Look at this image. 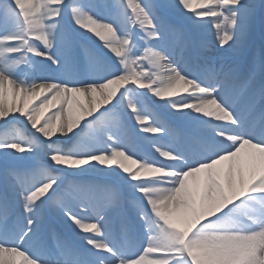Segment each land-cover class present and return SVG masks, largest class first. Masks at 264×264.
I'll return each mask as SVG.
<instances>
[{"label":"bare ground","instance_id":"obj_1","mask_svg":"<svg viewBox=\"0 0 264 264\" xmlns=\"http://www.w3.org/2000/svg\"><path fill=\"white\" fill-rule=\"evenodd\" d=\"M67 1L0 0V31L7 25L19 40L11 44L0 34V129L24 130V137L12 133L11 143L1 142L6 147L0 159L13 157L15 145H26L29 137L33 157L54 165L60 176L45 182L33 167L36 161L19 172L0 166V264H264V147L246 141L264 144V138L239 122L230 102L209 97L210 90L231 86L228 76L243 62L258 75L255 85L264 81V0H151L175 10L176 23L164 25L153 23L150 0H123L125 7L120 0H71L65 8ZM231 2L242 10H229ZM10 5L13 13L19 11L22 27L10 18ZM98 10L105 13L98 16ZM167 26L166 38L159 30ZM137 31L149 34L145 54L137 53V42L126 41ZM82 39L102 55H87L90 48L78 42ZM22 44L27 50L12 51ZM75 48L80 76L73 78ZM185 57L210 72L209 89H198L192 79L199 78L177 63ZM90 69L102 73L101 82ZM249 82L234 87L241 90ZM129 85L143 98L142 106ZM262 93L255 103L264 109ZM164 117L176 121L178 130ZM256 118L262 134L264 117L253 114ZM97 131L99 139H115L109 148L101 147ZM163 133L173 143L161 140ZM189 137L201 144L221 139L214 145L221 155L195 168L188 160L191 149L187 159L180 156ZM61 140L74 145L66 151L52 147ZM136 149L145 157L143 164L134 160ZM171 150L183 161L170 163L165 154ZM87 153L91 158L78 163ZM156 153L161 159H153ZM117 180L124 183L121 191L114 187ZM86 183L96 190L95 198L86 194L88 187L79 190ZM67 191H77V197L70 196L72 208L60 198ZM251 195L258 197L255 202ZM42 205L58 225L52 218L45 224ZM110 229L121 239L113 248L124 247L126 256L110 254L115 252Z\"/></svg>","mask_w":264,"mask_h":264},{"label":"rangeland","instance_id":"obj_2","mask_svg":"<svg viewBox=\"0 0 264 264\" xmlns=\"http://www.w3.org/2000/svg\"><path fill=\"white\" fill-rule=\"evenodd\" d=\"M7 1V0H6ZM70 1L71 0H69L67 3H66V5H68L69 3H70ZM103 1H107V0H103ZM146 2H148L149 0H145ZM151 1V0H150ZM149 4H152V8L149 10V12H150V14L151 15H153L152 16V21H153V23H157V24H169V23H176V22H174V20H175V17H176V12H175V10H173V8H172V5H170L168 2L167 3H160V4H153L152 3V1L151 2H148ZM228 5V9L229 10H237V9H240V10H242L241 8H239L240 7V4L239 5H235V4H233L232 2L230 3V4H227ZM65 8H67V7H65ZM8 9H9V11L8 12H10V14H12L13 13V11H15L14 9L15 8H13V6L12 5H10L9 7H8ZM16 11H18V10H16ZM18 13H19V11H18ZM101 13H105V11H103V10H98L97 12H96V14L99 16ZM14 17H16L19 21H20V24H21V27H22V20L19 18V16L17 15V13L16 12H14L13 13V15H11V17L10 18H12V19H14ZM66 19H68V18H66ZM103 28H105V29H107L108 31H112L113 32V29H112V27H110V26H108V25H105V26H103ZM168 28V29H167ZM149 29H150V27H148V33H149ZM157 29V28H156ZM23 31V30H22ZM165 33L166 35L167 34H170V28L167 26V27H165V29L163 28L162 29V31L161 30H159V33L161 34V33ZM1 33H4V35H2V39H4L5 38V41H8V42H10V41H16L17 40V38H15V36H13V35H11L10 34V27H8V26H3V28H1V31H0V34ZM147 33V34H148ZM175 33H176V31H175ZM147 34H143L142 35V33H140V32H138L137 33V35H136V37L134 38V39H132V40H134V41H136L135 43H136V50H137V53L138 52H143L144 53V44H147V42L150 40V38L148 37L147 38ZM149 35V34H148ZM59 39V38H58ZM68 37L66 38V40H65V42L64 43H66L67 41H68ZM60 40V39H59ZM132 40H129V41H132ZM22 41V40H21ZM128 41V40H127ZM79 43H81L82 45H84L85 47H89V46H91L90 45V43L88 42V41H86V40H80V41H78ZM89 43V44H88ZM128 43H130V42H128ZM246 43V41L244 42V44ZM131 44V43H130ZM134 44V42L132 43V45ZM89 45V46H88ZM16 46H18V45H16ZM244 46V45H243ZM21 47V46H20ZM20 47H18V48H16V47H13L12 46V51L13 52H17V51H21V50H23V49H21ZM92 47V46H91ZM21 49V50H20ZM92 50L93 51H87V55H89L90 53H96L97 55H99V56H101L102 54L101 53H99L98 51H96L93 47H92ZM139 50H141V51H139ZM74 52V51H73ZM72 52V53H73ZM75 52H78V48L75 50ZM250 53V52H249ZM248 53V54H249ZM102 58H103V60H106L107 58H106V56L105 55H103L102 56ZM28 59H26V61H27ZM129 67V66H128ZM248 68H249V75L248 76H246V77H248V81L250 80V82H249V84L250 85H252L253 84V82L258 78L257 76V74H255L254 72H252V67H251V65H248ZM189 69V68H188ZM92 69H90L89 70V73L92 75V71H91ZM145 70H147V69H145ZM261 70V69H260ZM264 70V69H263ZM74 71V70H73ZM243 71V70H242ZM93 74H94V72H93ZM253 74H255V75H253ZM33 75L34 76H40V75H38L37 73H35V72H33ZM72 76H74V73H72L71 74ZM202 77V76H201ZM208 79V78H207ZM202 81V80H201ZM193 83H195L196 85H198L199 86V88L198 89H202V90H206L208 87L207 86H205L203 83L202 84H200V83H196V81L194 80L193 81ZM128 87H130V89L132 90V97H133V99H134V101L135 102H138V105H140V106H142V103H143V98L140 96V95H138L137 93L138 92H136L137 90L135 89V88H132L133 86L132 85H129ZM206 88V89H205ZM209 89V88H208ZM221 89V88H220ZM219 89L217 88V89H215V90H213L212 89V92H211V90H210V93H209V97H210V99L211 100H213V99H215L216 97H217V95L219 94ZM222 91V90H221ZM213 93V94H212ZM171 116V115H170ZM171 120V119H170ZM174 121V120H173ZM164 123L165 124H170L168 121H164ZM183 129V128H182ZM176 131V130H175ZM12 133H18V134H20L22 137H24V130L22 129V128H20V127H15V128H13V127H7V128H2V129H0V152H2L4 149H5V147H6V145H1L2 143V141H4V142H6L7 144H9V143H11V141H9V139L8 138H10L11 136H12ZM97 134H98V131H97ZM192 134V133H191ZM104 137V136H103ZM105 138H107V137H105ZM160 138L161 139H165V140H167V141H170V138L165 134V133H163L161 136H160ZM208 139V141H212V142H214L215 141V143H217L216 145H217V147L219 146V145H221V139H219V138H207ZM228 139H230L229 137H228ZM27 140V143H26V145L25 146H31L32 145V143H31V140L29 139V137H28V139H26ZM108 140L109 141H115V139L114 138H108ZM71 141V140H70ZM70 141H56V142H52V147H54L55 149H59V150H61V151H66L67 149H69V148H71L74 144L72 143V142H70ZM132 141L134 142V143H136L137 142V140L135 139V138H133L132 137ZM246 141L248 142V143H250V144H252V139H246ZM207 142V141H206ZM201 143V142H200ZM204 144L205 143H203V144H199V146L200 147H197L196 148V151L197 152H193L192 154H194V155H190L191 157L189 158V160H193V161H195V165H194V167L195 168H197V167H199V166H208V164L210 163V162H214L213 160L214 159H217L218 158V156H220L221 155V152H217V147L215 148V146H210V144H208V143H206V145L204 146ZM208 144V145H207ZM255 144V143H254ZM256 145V144H255ZM216 149V150H215ZM24 150H26V149H24ZM137 150V157L136 158H134V160L138 163V164H143L145 161V159H142V158H145V157H142L143 155L142 154H140L141 152L139 151V149H136ZM28 152H24L23 154H19V153H17V151L16 152H14L15 154H14V156L12 157V156H10V155H8V154H4L2 157H1V159H0V166H2L3 168H8L10 171H13V172H19L21 169H23V168H25V164H27V163H36V162H40L38 165H37V163L35 164V165H33V167L38 171V172H40L41 173V177H42V179L45 181V182H56V181H59L60 180V176H59V171H58V169H55L54 168V165H49L46 161H44V160H42V159H38V158H35V157H33L32 156V153H30V151L29 150H27ZM172 151V150H171ZM208 151H210L211 153H213L214 155H210V156H208L206 153ZM206 152V153H205ZM147 153V152H146ZM170 153H172V152H170ZM209 153V152H208ZM165 155H167L168 156V159L169 160H172L173 161V163H176V164H179L180 162L179 161H181V159H179L178 157H176V156H174V155H172V156H170L169 157V155H168V152L165 154ZM201 155V156H200ZM99 156L100 157H102V154L100 153L99 154ZM145 156V155H144ZM152 156L154 157V158H160L161 156L157 153V154H152ZM205 156L207 157V158H205ZM203 157H204V160H202L203 159ZM140 158V159H139ZM161 159V158H160ZM36 161V162H35ZM81 162H83V160H80V161H78V163H81ZM178 162V163H177ZM170 163H172L171 161H170ZM148 164V166L150 167V168H153V167H157L156 165H154V164H151L150 162L149 163H146V165ZM151 164V165H150ZM32 167V168H33ZM164 168V167H163ZM185 169V168H184ZM189 171H191L193 168H187ZM175 171V170H174ZM184 171H186V170H184ZM176 172V171H175ZM174 179L176 180V173H175V175H174ZM118 184H121L122 186H123V189H124V183H121L120 182V180H117L116 181ZM159 182H161V183H163V184H165L166 183V180H159ZM169 182V181H168ZM88 184L86 183L83 187H82V189L80 190V191H82L83 193H85V191H86V188L88 187L87 186ZM165 185H168V183H166ZM61 186H63V184H62V182H60V184H59V186L58 187H61ZM90 189L91 188H89L88 189V192H90ZM57 190V189H56ZM56 190H54L48 197H47V200H49V197L50 196H52L53 194H55L56 193ZM121 190V189H120ZM67 194L64 196V195H62L60 198L62 199V197H63V199L64 200H67V201H71V198H70V194L73 196V197H75L77 194V192H71V191H68V192H66ZM259 196V195H258ZM253 197H255V198H258V197H256V196H253V195H251V199L254 201V200H257V199H254ZM260 197V196H259ZM234 198V197H233ZM246 198V197H245ZM250 199V200H251ZM135 200V202H134V204H139L140 205V201L139 200H137L136 198L134 199ZM249 202V201H248ZM255 202V201H254ZM248 203L247 202H244L243 203V205H242V208H245V206L247 205ZM250 204H253V205H256L257 206V209L260 207V205L258 204V203H253V202H251ZM138 205V206H139ZM14 208V205L12 204V209ZM220 209V208H219ZM14 210V209H13ZM42 211H43V214H44V216L46 217V216H50V217H52L53 219H54V217L52 216V214H51V212H49V211H51L50 210V208H46L44 205H42ZM54 211H59V208L57 207L56 208V210H54ZM112 211V210H111ZM251 212V211H250ZM250 212L249 211H247V214H246V219H248V220H250L251 219V214H250ZM59 214V213H58ZM225 216V215H224ZM44 217V218H45ZM228 217L229 218H231L232 216L229 214L228 215ZM224 218V217H223ZM223 218H215V219H213V220H211V221H209V223H212V222H217V221H219V220H222ZM132 219V222H133V217L131 218ZM74 222H78V219H75L74 220ZM79 223V222H78ZM225 228H227L228 229V227H225ZM233 228V227H232ZM227 229H224V231H226ZM147 232V231H146ZM146 232H144V233H146ZM87 236H89V235H87ZM111 237H112V240H111V242H112V244H114L115 243V241H117V242H119V241H121V239L118 237V236H116L115 234H112L111 233ZM102 242V241H101ZM108 243V242H107ZM104 244V242H102L100 245L102 246ZM102 247H104L105 248V246L103 245ZM122 248H124V247H122ZM121 248V249H122ZM15 250V252H16V254H21V255H23L24 253L20 250V249H14ZM125 251V248L124 249H122V255L121 256H126V252H124ZM136 253H138V251H135ZM110 254H112L113 256H116V257H119V255L116 253V252H114V253H110ZM121 254V253H120ZM85 258V257H84Z\"/></svg>","mask_w":264,"mask_h":264}]
</instances>
